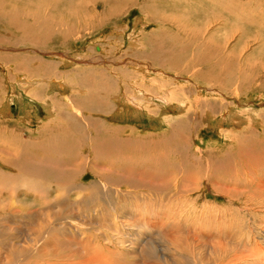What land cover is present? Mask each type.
Masks as SVG:
<instances>
[{"label": "rangeland", "instance_id": "374dc122", "mask_svg": "<svg viewBox=\"0 0 264 264\" xmlns=\"http://www.w3.org/2000/svg\"><path fill=\"white\" fill-rule=\"evenodd\" d=\"M104 4V0H0V64L21 62L28 68V78H42V81L52 79L70 86L71 90L66 97L59 94L53 102L56 103L55 115L65 112L71 117L67 115L66 121L58 117L52 127L54 140L44 143L52 144L60 139H70V149L76 153L77 158H73L72 154L44 156L43 148L41 151L38 145L41 140L44 141L46 130L38 132L36 118L42 120L46 112L43 105L30 99L24 100V112L29 113L32 120L30 125L18 121L25 113L20 109L17 99L15 104L11 103V116L0 117V147H9L16 152L19 151L16 145H23L25 150L28 149L31 159L42 160V166L46 169L57 166L59 161L77 165L81 162L79 155L82 154L88 160V169L91 170L98 163L93 159L94 154L89 148L91 144L95 147V144L87 140L86 135V138H82L79 131L76 135H66L76 125L71 121L73 113H86L83 108L80 110L71 106L69 98L73 94L81 99L99 96L98 88L104 85L105 80H118L109 69L118 73L117 67H124L128 61L149 71L161 68L157 65L159 55L158 58L164 59L165 63L166 56L172 61L178 57L175 58V63L179 73L163 78L185 85L184 92L191 93L182 94V97L175 92L178 100L191 95L205 99L210 104L225 101L242 113H260V122H254L250 129H245L239 122L233 124L227 121L237 117L238 113L233 117L225 114L226 119L222 121L220 131L230 130L231 134L223 138L218 134L217 125L212 123L215 126L213 128L209 125L210 122L202 121L195 126L186 118L176 124L182 138L189 136L192 146L189 150L185 147L186 144L182 149L178 146L180 143H177L171 129V125L184 116L179 115L173 105L167 104L165 109L154 105L153 108L160 109V114L164 113L157 116V120L150 119L145 114V117L137 121L118 124L119 122L108 119L109 113H98L99 107L91 103L86 107V114L90 111L97 114L91 116L99 119L97 126H103L106 133H114L128 142V147L134 153L143 149L146 166L155 164V161L149 160L148 152L155 149L162 153L166 159L160 170L166 169L168 163H176L181 159L184 161L185 156L190 159L201 157L205 161L214 152L218 154L221 165L216 173L226 178L229 174L246 168L243 154L249 153L252 157L264 155V31L255 27L248 28L240 22L238 24L237 20H231L218 5L216 8V0H129L117 5L113 3L112 9ZM259 7L264 8V2ZM11 14L17 18L12 24L9 23ZM50 22L69 23L73 29L68 35L60 36L59 32L53 34L45 44L41 41L42 44L35 43L37 38L42 40V28ZM136 22L139 24L136 25ZM182 49L186 54L180 53ZM69 62L73 65H62ZM49 63L57 69L51 73H42L44 65ZM19 73L22 72L10 73L7 68L2 70L0 67L2 89L8 80ZM121 75L129 76V73ZM46 83L44 80L42 86ZM120 83L121 81L119 86ZM76 85L78 88L74 89ZM152 85L146 83L147 87ZM220 85L225 86L230 93H209V89ZM117 88L116 86L115 90ZM119 88L122 90V86ZM114 96L115 93L111 96L113 101ZM232 109L234 108L231 107L230 110ZM89 132L92 133L93 129ZM29 140L33 144H27ZM114 140H107L106 145L116 144ZM96 142L102 143L103 139ZM182 151L185 153H181ZM138 155L139 153L126 152L121 157L135 156L133 169H142ZM98 156L101 161L105 160L104 164H116L112 154L99 153ZM71 169L75 171L67 175L70 184L87 186V192H80V196L84 200L98 197L97 204L74 207L62 202L58 199L62 192L57 184L58 179L44 175V183L51 186L46 192L48 197H42L41 203L34 195H20L18 198V203L22 201L20 206L27 205V212L34 216L24 218L17 211V219L0 220V264H42L51 260L50 254H85L95 246L94 239L124 242H121L120 250L125 253L112 248L107 254H135L139 264H143L144 260L151 262L148 264H248L253 263L252 256H264V205L244 203L246 195L229 200L225 194L219 193L220 197L207 196L205 204L200 202L194 207L176 209L164 201L167 189H140L145 194L144 201L137 199L136 194L131 191L125 196L106 191L104 195H100L101 193L89 187L96 182L92 173L88 172L90 176L87 174V178L81 183L83 169L74 166ZM195 169L196 167H191L193 173ZM263 175L264 172L261 173ZM100 176L109 181L117 179L106 172ZM200 186L201 189L204 188L203 184ZM172 188L170 184V191H173ZM74 192L76 191L71 193ZM43 199H46V203ZM208 204H214V208L205 209ZM132 208L136 211L134 219L128 214ZM200 214L202 216L197 219ZM138 219L147 223L149 229L136 228L134 225ZM52 226L55 231L51 235L47 234ZM67 228V232L62 231ZM26 239H31L32 243ZM66 240L71 243L63 244ZM130 244H135L133 248L136 252L128 250L130 253H127L125 246ZM22 247L27 249V254L21 252ZM142 249L147 251L145 259L138 256ZM42 254L47 256L42 257Z\"/></svg>", "mask_w": 264, "mask_h": 264}, {"label": "bare ground", "instance_id": "6f19581e", "mask_svg": "<svg viewBox=\"0 0 264 264\" xmlns=\"http://www.w3.org/2000/svg\"><path fill=\"white\" fill-rule=\"evenodd\" d=\"M104 1V5H109L110 7H108V9H112L113 3L117 5L120 3H127L129 0ZM245 1L246 0H227L223 2L222 0H216V8L218 5L219 9L230 16L231 20H237V23L240 22L243 26L245 25L248 28L255 27L257 29H260L261 31H264V10H262L264 0ZM259 6H261L262 8H260ZM13 21L16 22L17 18L14 17V14H11L9 23L12 24ZM17 24L21 26L20 23L17 22ZM138 24L139 22H136V25ZM174 25L176 27H179L176 24ZM71 27L69 26V23L67 24L63 22H50L47 26H44L42 28V40H39L37 38L35 40V43L45 44L47 42V39L58 32L59 35L61 34L60 36H64V34L68 35L71 32L70 30L73 29ZM40 41L42 43H40ZM138 49H140V47ZM162 53L159 54L162 55ZM180 53H183V49ZM167 55L170 56L171 54ZM97 56L101 57L99 55ZM158 57L159 55H157V65L161 68L152 69V71H149L144 67H140L139 64H135L133 61H128L125 64L123 63L125 65L124 67H117L116 70L118 73H115L109 69V71L116 77H118L119 81H121L120 86H122L123 91L119 88L120 86L118 80L107 79L103 82L104 85L98 88V94H100L99 96L84 97L81 99L77 95L73 94V96L69 98V103L71 104V106H75L77 109L83 108L84 110H86V113L88 110L86 109V107L90 106L91 103H94L99 107L98 113H109L108 119L115 121V123L119 122L118 124L122 122L126 123L128 121H137L142 117H145V114H147L150 119H156L157 116L160 117V115H164V113L160 114V109H165L167 104L173 105L175 106V109H177L178 114L184 116L176 120L173 125H171V129L173 131V134L177 138V143L181 144H178V146H181L182 149V147L186 144L185 147L187 148V150L192 147L190 144V140L188 139L189 136L182 138L181 131L179 128H177L178 125L176 124L179 123V121H184L186 118H189V123L194 124L195 126L199 123H202V121L210 122V126L212 125V123L215 124V126L217 125V127H219L218 134L223 138H227V136L231 134L230 130L220 131V127L223 126L222 121L226 119L225 114L233 117L238 113L237 117L231 118L230 120L228 119L227 121L229 123L239 122L241 123V125L243 124L245 126V129H250L254 122H260L259 119L262 118V115L260 113L251 114L252 112L249 111L242 113L237 110L231 103L225 101L219 100L217 102H214L213 104H210V102H206L205 99H201L200 97L196 98L191 95L190 97L185 96L184 98L178 100V96L176 97V93H180L181 96L182 94L184 95L191 93L188 91L184 92L185 88L183 87L185 85L182 86L180 85V83H172L173 79H171L170 81L163 79L169 74L171 75L173 73H179V70H177L175 63V60H177L178 57H175L177 59L173 58V62L170 57L167 58L166 56V63L164 59L160 60L161 57L160 59ZM70 63L71 62L64 63L62 65H73ZM0 67L2 70H6L7 68L8 72L10 73L22 72L17 74L16 77H14L12 80H8L6 82V86L3 89L0 84V117L5 118V116H11V103L15 104V99H17L19 104L21 105L20 109L23 111V113H25L24 116L18 121H20L24 125H30L32 123V120L29 118L30 114H26V112H24L26 110V108L24 107V100L30 99L31 101H38L41 106L43 105L46 112V116L42 120L40 118H36V121H38V132L42 133L46 130L44 141H40L41 144L38 145V148L41 149V151L43 148L45 157L72 154L74 155L73 158L75 157L76 159V153H74V151L70 149V139L69 141H67L66 139H60L58 142H54L52 144L44 143H50L54 140V131H52V127L58 117L61 118L62 121H66L67 115L70 116V114L65 112L61 115H55L54 111L56 109V103L53 102V100L59 94L63 98L66 97L68 95L67 92L71 90L70 86L65 84L64 82L54 81L52 79H43L42 81V78H28L29 75L26 73L28 68L21 62H11L6 65L0 64ZM55 68L57 69L56 66H50L49 63V65H44V67L42 68V73L54 72ZM123 73H129V76H122L121 74ZM175 75L178 76V74ZM44 80H46L47 83L45 85L43 84L42 86ZM146 83H152L153 85L147 87ZM116 86L118 87L117 90H115ZM75 88H78L77 85L74 87V89ZM218 88L213 87L212 89H209V93L212 95H224L230 93L225 86L220 85V87ZM113 93H115L114 101L111 97ZM236 98L240 99V97ZM154 105L159 106L160 109L157 107L153 108ZM22 107L24 108L22 109ZM231 107H233L234 109L230 110ZM193 112L195 113L193 114ZM86 113H83L81 111L73 113L74 117L72 116L73 118L71 119V121L76 125L72 129V131H69V134L66 133V135H74L79 131L81 132L82 138L86 135V137L88 138L87 140H91L95 144V147L91 144L89 148L94 154L93 159L98 163H95L91 170L88 169V160L84 159L81 156L82 154L79 155V160H81V162L77 165L67 164L59 161L57 166L50 168L48 167L46 169L42 166V160L31 159L29 155L30 153L27 152L28 149L25 150L23 145H16V147L19 148V151L17 150L16 152L15 149L9 147H0V220L6 221L8 218L12 220L17 219L15 218V214L17 213V211L19 212L20 216L24 218L34 216L33 214H30V212H27V205H22V207L20 206V203H22V201L18 203V198L20 195H34V198L38 200L39 203H41L42 197H48L46 192L49 191L51 186L44 183V181L46 180L44 178V175H51L54 177V179H58L57 184L62 191L60 192L58 199L62 202L71 204L74 207H83L84 205L87 206L91 204H97L99 200L98 197L94 199L91 198V200H84L80 196V192H87V186H84L82 184H70L69 180L67 179V175L75 171L74 169H71L72 166L81 167L83 169V172L80 176L81 183L87 178V174L89 176V173H92L94 175V177L96 178V182L92 183L89 187L94 188L97 193H101L100 195H104L103 193H105L106 191L115 192L119 195L125 196L131 191L136 194L137 199L144 201L145 194L140 191V189L152 191L167 189L164 201L172 204L176 209L194 207L197 204H200V202H203V204H205L207 196L216 198L217 196L220 197L219 193L225 194L229 200L236 199L238 196L246 195L244 203H255L256 205L259 204V206L264 205V175L261 176V173L264 172L263 154H259V157H252L249 153L243 154L246 158L244 161L246 163V168L241 169L237 173H231L226 178L221 177L216 173L221 165L218 154L214 152L205 161L201 157H192L190 159L185 158V156L184 161L183 159H181L176 163H168L166 165V169L160 170L162 164H164L166 159V157H164L162 153L156 152L155 149H152V151L148 152L147 154L149 155V160L155 161V164H153L152 166H146L147 160L144 158L143 149H139L140 152L136 150L134 153L128 147V142L117 137L114 133H106L103 126H97V122L99 121V119L91 117L94 115L96 116L97 114H94L92 111H90V113L88 114ZM164 119L165 117L159 121L162 122ZM169 122L172 123V121ZM174 124H176V127H174ZM215 126L212 125L211 127L215 128ZM91 128L93 129L92 133L89 132ZM86 131L88 132L86 133ZM113 137L118 140H114ZM92 138L95 139L92 140ZM100 138L103 139V142L98 144L96 140ZM107 140H114L116 141V144L106 145ZM26 143L33 144V142L31 141ZM183 151L181 153H183ZM126 152L130 154L139 153L137 159L139 161V166L142 169H133L136 162V160L134 159L135 156H128L125 158L121 157V154ZM99 153H101L102 155L112 154L116 159V164H104L105 160H100L98 156ZM71 157L70 159H72ZM191 167H196L194 173L191 171ZM173 169L175 171H173ZM104 172L109 173L113 177H117V179L111 181L106 180L104 177L100 176ZM170 184H172L173 186V191H170ZM201 184H203V189H201ZM72 191L76 192L71 193ZM195 195L198 196L195 197ZM43 201H45L46 203V199H43ZM82 202L83 204H81ZM66 206L73 208L72 206ZM213 208L214 204H208L205 207V209ZM135 213L136 211L134 210V208L130 209L128 214L131 216V219H134ZM175 216L177 218L179 217L177 214H175ZM201 216L202 214H200L197 219H199ZM134 226L141 230L149 229V225L147 223H142L139 219ZM63 228H66V226H64ZM53 231L55 230L52 226L48 230L47 234L51 235ZM62 231L67 232L68 228ZM26 240L30 244L32 243L31 239ZM36 241L37 240L35 239L34 242ZM121 242L122 241L115 243L111 240L104 239L103 241H100L98 239H94L95 246L85 254L65 256L50 254L52 256L49 257L51 260L44 261L42 264H139L136 256H134L135 254H107L111 251L112 248L120 253H125L120 250L122 248V243L124 244V242ZM67 243L70 244V240H66L63 242V244ZM130 245L125 246L127 247V253H130V251L128 250L136 252V250H134L133 248L135 247V244ZM21 252L27 254V249L25 247H22ZM146 255L147 251L145 249L140 250V253L138 254L141 259L147 258ZM46 256L47 254H42V257ZM251 258L253 259V263L248 264H264V256H252ZM148 263L151 262L146 260L143 261V264Z\"/></svg>", "mask_w": 264, "mask_h": 264}]
</instances>
